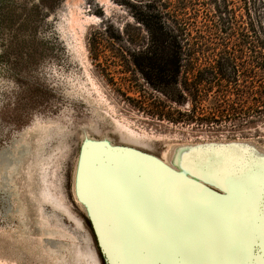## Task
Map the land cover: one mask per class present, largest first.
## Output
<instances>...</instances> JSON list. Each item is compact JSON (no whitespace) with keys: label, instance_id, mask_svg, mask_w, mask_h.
Instances as JSON below:
<instances>
[{"label":"rangeland","instance_id":"rangeland-1","mask_svg":"<svg viewBox=\"0 0 264 264\" xmlns=\"http://www.w3.org/2000/svg\"><path fill=\"white\" fill-rule=\"evenodd\" d=\"M246 1L231 0L239 34L226 38L233 67L227 79L233 85L218 87L227 81L217 69L219 55L199 56L195 74L180 79L197 76L199 97L192 110L187 91L183 106L164 107L166 97L135 70L129 51L144 50L147 33L136 19L140 8L133 7L134 0H0V264H102L86 215L110 264H116L97 214L80 200L96 205L80 187L89 150L104 147L102 155L111 161H119L117 152L131 154L193 184L170 160L174 148L236 143L264 148V7L258 15L252 6V27ZM134 39L137 45L129 43ZM13 160L19 165L12 170ZM142 180L156 205L157 190ZM244 188L245 194L253 191ZM258 228L254 224L255 235ZM156 231L150 235L159 264H195L197 257L182 262L177 254L167 263ZM52 240L57 252L48 248ZM257 247L249 264L264 258Z\"/></svg>","mask_w":264,"mask_h":264},{"label":"bare ground","instance_id":"bare-ground-1","mask_svg":"<svg viewBox=\"0 0 264 264\" xmlns=\"http://www.w3.org/2000/svg\"><path fill=\"white\" fill-rule=\"evenodd\" d=\"M103 148L101 152L95 148L86 151L88 157L81 173L85 174L81 175V192L95 200L96 205L81 197L80 200L90 213L97 214L101 237L108 247L113 248L121 238L133 245L134 250L122 258V264H159L157 245L150 235L155 228L167 263L177 254L183 257L182 262L185 257L193 261L201 257V261L196 259V262L249 264L251 256L244 254L243 247L255 237L254 224L260 225L257 158L264 156V148L250 143L174 148L169 153L170 160L195 180L193 184L131 154L113 152L118 158L112 156L119 161H111L102 155L107 152L103 153ZM17 165L19 163L13 160L9 167L13 170ZM238 165L243 169L237 172ZM122 166L129 169H126L128 172ZM223 175H234L236 183L226 185L220 179ZM141 178L149 180L151 187L157 190L156 205L152 191ZM205 183L223 192V196L210 192L204 187ZM244 186L253 189L252 193L245 194ZM48 235L51 238L53 234ZM48 242V248L57 252V243ZM113 257L116 261L114 254Z\"/></svg>","mask_w":264,"mask_h":264},{"label":"trees","instance_id":"trees-1","mask_svg":"<svg viewBox=\"0 0 264 264\" xmlns=\"http://www.w3.org/2000/svg\"><path fill=\"white\" fill-rule=\"evenodd\" d=\"M133 7L140 8L136 19L147 33V46L144 50L130 52L135 70L140 73L147 84L156 92L166 97L170 103L164 107L172 108V104L183 106L186 103L184 92L187 91L189 105L199 97L198 81L186 79L183 75L195 74L199 56L219 55L218 71L226 81L219 84L222 90L233 85L227 56L230 54L227 37H235L237 18L235 6L231 0H134ZM264 0H247V15L252 23V6L259 15L260 5ZM201 10V7H203ZM257 19L256 22L262 23ZM256 23V24H257ZM107 30V28H106ZM262 35L264 30L262 28ZM244 44H249L244 36ZM121 40L120 37L116 38ZM133 39V38H132ZM129 43L137 45V40ZM261 52L264 56V40H261ZM218 51V52H217ZM237 85L236 82H234ZM194 110V105L192 106ZM171 122H179L178 118L159 114Z\"/></svg>","mask_w":264,"mask_h":264},{"label":"snow or ice","instance_id":"snow-or-ice-1","mask_svg":"<svg viewBox=\"0 0 264 264\" xmlns=\"http://www.w3.org/2000/svg\"><path fill=\"white\" fill-rule=\"evenodd\" d=\"M259 175H260V194H261V211H260V225L255 237L247 241L243 247L244 254L251 256L256 245L259 244L261 249V256L264 257V156H259ZM195 172V168H194ZM226 185L236 183L234 175H223L220 177ZM113 254L116 257V264H122V258L131 253L134 248L133 245L124 238L113 245ZM260 264H264V258L260 260Z\"/></svg>","mask_w":264,"mask_h":264},{"label":"flooded vegetation","instance_id":"flooded-vegetation-1","mask_svg":"<svg viewBox=\"0 0 264 264\" xmlns=\"http://www.w3.org/2000/svg\"><path fill=\"white\" fill-rule=\"evenodd\" d=\"M86 219H87L88 223L90 224L91 232H92V235H93L94 240L96 242L95 244L97 246V250H98V252H99V254L101 256L100 258H101L102 264H110L107 255L103 251V248H102V245L100 243V239H99L97 230L95 228V225H94L92 219L88 215H86ZM255 248H256L255 249V253L257 254L259 252V249H258L257 245H256Z\"/></svg>","mask_w":264,"mask_h":264}]
</instances>
